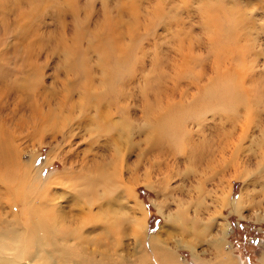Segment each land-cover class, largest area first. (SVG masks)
I'll return each instance as SVG.
<instances>
[{"label": "rangeland", "instance_id": "374dc122", "mask_svg": "<svg viewBox=\"0 0 264 264\" xmlns=\"http://www.w3.org/2000/svg\"><path fill=\"white\" fill-rule=\"evenodd\" d=\"M219 82H223L222 89L230 84L237 92L238 97L224 93L225 104L237 106L236 119L227 121L226 115H215L213 110L205 113L199 109L202 114L192 111L198 117L188 118L189 113L180 123L185 139L180 152L187 156L186 162L174 165L177 155L169 150L136 158L138 151L145 149V127H150L149 123L144 126V105H171L172 109L184 105L177 109L180 114L191 112L192 105H215L209 102V93ZM107 86L111 94H107ZM87 95H101L103 107L109 111L115 105L118 117L108 121L92 118L94 114L85 112ZM94 120L102 126H114L110 137L121 153L127 154L133 145L128 166H136L138 177L147 172L157 180L151 192L136 187L149 212L148 236L157 234L163 223L158 207L164 214L173 213L176 200L184 204L199 200L201 226L210 225L215 187L221 177L217 160L225 146H237L249 178L246 184L232 179L231 196L237 198L244 192L250 205L243 214L249 211L250 217L241 220L228 210L222 214L229 223L231 257L239 264H260L264 222L252 219L255 212L263 214L264 208V171L256 168L264 147V0H17L4 16L0 13V135L5 150L0 178L10 182L15 175L13 180H17L20 166L29 165L36 155L35 167L43 166L50 150L47 143L66 122L73 130L76 121L84 128L81 133L76 131L71 144L59 143L53 150L52 162L42 168L41 179L64 169L61 161L67 163L70 151L82 159L86 151L96 148L89 131ZM62 121L65 124H60ZM92 156L86 160L91 162ZM98 156L107 161L115 157L111 150L98 152ZM81 170L84 166L74 171L78 174ZM224 172L228 178L231 169ZM54 190L57 195L65 193L61 186ZM0 191V228L8 224V232H16L11 230L9 219L20 216L23 231L28 223H35L32 212L25 211L28 204L13 201ZM60 202L65 205V199L60 198ZM57 203L49 202L51 206ZM49 214L55 217L53 208ZM176 233L168 236L164 248L186 264H199L180 243L182 234ZM27 235L22 239L26 246ZM148 236L142 253L147 260L137 264H163ZM114 237L113 232L107 234L104 244L115 254L99 264H120L117 257L126 254L124 244L133 241L132 236L125 240L123 232L115 246ZM85 248L97 259L90 245ZM129 250L131 253L134 248ZM72 252L74 259L80 258L79 252ZM0 253V258L15 262L16 256L6 249ZM200 257L208 259L209 255L200 253Z\"/></svg>", "mask_w": 264, "mask_h": 264}, {"label": "bare ground", "instance_id": "6f19581e", "mask_svg": "<svg viewBox=\"0 0 264 264\" xmlns=\"http://www.w3.org/2000/svg\"><path fill=\"white\" fill-rule=\"evenodd\" d=\"M27 1L35 3L38 0H20V3H27ZM9 2L11 0L0 1V4L5 3L0 5L2 16L7 13L8 8L15 4L17 0ZM70 55L71 52H69L68 57ZM221 83L223 82L215 85L209 93V102L216 103L215 105L207 104L199 105V107L192 105L191 112L185 111L183 114L177 112V109L182 108L184 105H177L176 109H172L171 105H144L143 113L146 117L144 126L149 123L150 127H145L147 131L143 139L145 149L139 150L136 158L143 159L147 152L169 150L177 155L173 161L174 165L186 162L187 156L180 152L185 143V139L181 134L180 123L182 120L184 121L185 116L189 113L188 118H195L196 113L192 111L198 110L202 114L199 109H203L205 113L213 110L215 115H226L227 121L236 119L235 111L237 106L226 105L224 93L228 92L238 97L237 92L234 86L230 84L225 89H222ZM106 92L111 94L110 86H107ZM88 96L90 97L91 95H87L88 102L85 112L89 111L90 114H94L92 118L99 119L102 117L105 121H108L109 118L113 119V116L115 118L118 117V110L115 105H112L114 107L109 111L103 107L105 104H103L104 99L101 95L91 96V98H88ZM85 112L79 114L82 115ZM92 118L90 121H92ZM65 122L62 121L60 124H65ZM81 124L82 122L76 121V127L73 130L72 125L66 122L65 126L67 125L68 127H59L63 129L55 134L52 133L54 137L47 143L50 150L43 166L35 167L36 156H38L36 155L29 162V165L23 164L20 166V171L16 174V182L13 180L15 175L8 179L12 183L0 178L2 193L8 195L13 201L21 202L22 205L28 204L25 211L32 212L35 219V223H28L27 229L23 231L22 226L18 222L21 212L18 214L20 217L17 219H9L11 230L16 232H8V224H4L0 228V250L6 249L7 252L16 256L15 262L0 258V264L104 263V259L109 260L115 254L114 250H107L104 244L105 236L111 232L115 234L113 243L115 246L119 244V238L123 232L125 240L129 241L131 236L133 238L131 244H124L126 254L117 257V261L120 264L146 262L147 258L142 253L145 237L148 236L146 230L149 212H147L143 202L139 199L137 188L144 187L151 192L157 180H153L150 177V173L147 172L140 178L135 170L136 166L132 169L128 166L129 157L133 153V145H130L127 154L121 153L115 140L110 137V129L114 127L113 125L102 126L95 121L94 124H91L89 131L94 139L92 144H95L96 148L86 151L82 159H79V155L70 151L68 164L65 163V160L61 161L64 169L57 174H49L46 180L41 179L42 168L52 162L53 150L59 147V143L71 144V139L77 136L76 131L79 129L81 133L83 130L84 127ZM49 128L51 130V126ZM74 131L75 133H73ZM67 139L68 141H66ZM262 139L264 140V136H262ZM1 140L3 138L0 135V163L5 155ZM80 141H84L82 136ZM98 141H102V144H98ZM105 150L113 151L114 159L110 158L107 161L102 160V157L98 156V152L104 153ZM93 152L96 153L92 156ZM88 156H92L93 160L91 162L86 160ZM241 159V156L238 155L237 146L232 144L225 146L219 155L217 162L221 166V177L215 187L216 191L213 199L215 207L214 217L209 221L210 225L208 227L201 226L202 204L199 200L195 201V203L187 202L186 204L176 200L174 201L176 204L175 212L168 214H164L161 208L158 207V212L163 217V223L160 224L157 234L152 233L148 237L153 250L157 249L159 251L163 264H186L183 260H179V256L175 255L172 250L164 248V246H167L166 240L168 236H175L176 232L182 234L180 243L189 250L191 258L195 262H200L199 264H239L238 260L231 257V246H229L228 242L229 223L222 212L223 210H228L230 214H234L241 220L250 217L249 211L246 216L243 214V211L250 205V201L246 198L244 192H241L237 198L231 196L232 179L243 180L246 184L249 178V169L246 167V162ZM95 160L99 162L96 163ZM20 162L21 160L19 159ZM88 162L91 163L90 167ZM81 166H84V170L76 174L74 170ZM256 168H259L260 172L264 171V147L261 148L257 158ZM228 169H231V174L226 178L224 171ZM56 186L63 187L65 193L57 195L54 190ZM3 187L8 188V190ZM27 189L31 190V192L27 193ZM41 197L43 198L41 199ZM52 197L54 198L52 199ZM162 197V200H164V196ZM60 198L65 199V205L60 202ZM55 200L58 203L51 206L49 202ZM48 206L51 208L49 209ZM52 208L55 217L49 214V210L51 211ZM189 208H192L191 215L187 211ZM262 212L263 214L255 212L252 220L264 222V208ZM12 214L16 215L13 212ZM218 223H220L219 230L217 229ZM174 230H176L175 233ZM27 233L26 246V244L22 243V239L24 234V237H26ZM88 245L92 247L91 253L95 254L97 259L88 254L85 248ZM8 247H11V249H8ZM28 247H30L31 251ZM129 247L134 248V251H131L132 254L129 252ZM72 250L79 252L80 258L74 259ZM200 253H207L209 258L202 259ZM259 262L264 264V251L259 257Z\"/></svg>", "mask_w": 264, "mask_h": 264}]
</instances>
